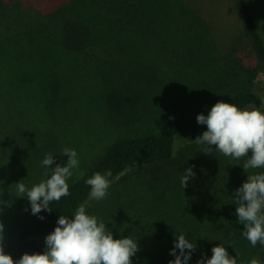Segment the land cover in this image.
<instances>
[{"label":"rangeland","instance_id":"rangeland-1","mask_svg":"<svg viewBox=\"0 0 264 264\" xmlns=\"http://www.w3.org/2000/svg\"><path fill=\"white\" fill-rule=\"evenodd\" d=\"M59 1L33 0L38 5ZM177 2L179 8L192 11L195 20L188 16L187 23L185 19L181 22L179 28H187L189 32L175 28L176 38L174 35L169 37L172 45L161 40V36L154 37V34L162 35L163 26L169 28L168 25L174 23L165 22L163 18L160 23L163 26L159 27L158 22L152 21L157 26L148 33L134 30L132 34L117 38L102 32L104 36H111L113 41L120 39L114 44L124 52V56L119 54L115 60L99 61L93 66L80 58L62 60L60 63L67 68L53 75L55 80H50L46 93L29 90L20 84L19 78L23 82H32L36 78L32 70L24 68L18 77L9 76L6 86L1 87L5 92L0 95H8L11 99L14 97L20 101V98L30 95L35 99L30 110L24 106L17 108L19 119L29 127L26 128L29 139L23 141L19 152L14 154L16 149L13 150L12 158H5L2 154L9 170L6 173L10 175L8 181L1 185L4 191L0 193L3 250L14 260L25 253L13 239L23 224L18 211L29 214L31 221L36 218L29 210L27 198L20 197L22 194L16 191L15 183L19 180L28 186L38 183L44 172L40 161L45 153L53 154L54 162L63 166L67 156L61 154L62 149L76 150L79 166L72 170L67 181L70 183L78 179L115 141L156 134L163 123L174 118L207 114V109L217 100L254 92L261 98L264 108V63L257 57L247 36L236 0ZM244 2L251 8L264 39V0ZM152 56L170 59L172 68L158 67ZM13 78L20 87L14 88ZM203 152L200 145L180 140L179 149L170 162L151 170H128L111 182L105 199L88 202L90 207L86 210L106 223L114 239L135 233L138 250L130 257L132 264H143L141 256L148 249L147 238L153 241L168 238L169 231L174 235L183 232L181 224L187 218L177 216L183 200H167L163 204L140 195L152 189L163 197L175 188L178 190L176 195L186 200L183 193H192L188 190L194 191L204 176L223 180L224 171L218 169L224 162L222 154L219 152L217 160H201ZM189 166L194 176L187 186L181 188L179 177ZM160 170L170 174V179L163 184L152 183L153 171ZM134 182L143 186L146 182V187L140 188L137 191L140 195L132 198L141 187ZM145 205L154 209L165 207V213L150 215ZM162 247L165 255L155 252L154 261L144 257V264H168L169 260L163 257L171 260L174 257L169 254L167 242Z\"/></svg>","mask_w":264,"mask_h":264},{"label":"trees","instance_id":"trees-1","mask_svg":"<svg viewBox=\"0 0 264 264\" xmlns=\"http://www.w3.org/2000/svg\"><path fill=\"white\" fill-rule=\"evenodd\" d=\"M236 3L241 10L247 36L257 57L264 63V39L257 28L252 10L244 0H236ZM178 6L177 0H61L43 5L35 4L33 0H0V94L5 92L2 88L6 86L8 77H18L22 68L32 70L36 78L32 82H23L19 78L20 84L29 90L46 93L50 80H55L56 76L53 75L67 68L60 61L72 57L80 58L93 66L99 61L115 60L116 55L124 56V52L118 50L114 44L120 39L113 41L111 36L120 38L132 34L131 31L134 30L151 32L153 26H157L153 25L152 21L158 22L161 27L162 18L165 22L174 23L168 25L169 28L163 26L164 31H160L162 35L154 34V37L161 36V40L172 45L169 37L174 35L176 38L175 28L189 32L187 28L179 27L184 19L187 23L188 16L194 17L192 11ZM102 32L111 36H104ZM152 61L165 70L173 66V62L164 56H152ZM13 79L14 88L20 87L15 78ZM32 100H35L32 95L20 98V101L14 97L11 99L8 95H0V171H3L0 173V193L4 191L1 185L6 183L10 176L6 173L8 169L5 166V158H12L13 150L16 149L14 154L19 152L24 145L23 141L29 139L26 132L28 126L19 119L17 108L22 109L24 106L30 110L34 105ZM224 101L234 103L238 107L264 110L261 98L254 92H243ZM195 117H178L166 121L156 134L115 141L78 179L68 183V196L50 202L51 210H42L34 221H31L29 214L19 210L23 224L13 237L17 247L29 253L43 251L44 237L53 230L58 216L70 215L77 205L86 201L89 186L84 183V179L93 172L111 170L110 180L113 182L128 170H151L170 162L173 159L172 153L176 154L179 149L180 140L197 144L194 139L206 130V126L197 124ZM210 147L212 149L209 152L201 153V160L218 159L219 152L214 149L215 146ZM222 156L224 162L220 163L218 169L224 171L223 180L220 181V177L216 179L204 176L194 191L188 190L192 193H183L186 200L176 195L178 190L175 188L163 197L152 189L140 195L137 191L146 187V182L144 186L134 182L141 187L137 188L132 198L138 195L143 198L148 196L150 200L163 204L167 200L184 201L177 216L187 217L181 224L183 233L196 245L188 264H195L201 256L209 257L211 247L218 243L225 245L229 255H237L241 261H247L254 256L264 261V247L259 243L252 247L241 235L243 225L236 222L235 216V207L238 204L232 199L234 190L246 180L247 173L264 169H248L245 172L240 164L246 157L234 160L223 154ZM231 159L233 161H230ZM214 164L216 165V161ZM174 176L175 174L172 179ZM170 177L166 171H153L152 183L163 184L168 182ZM164 208L154 209L145 205L150 215L164 214ZM173 240L174 234L170 231L168 238L162 237L153 241L147 238L148 249L141 256L143 264L144 257H149L153 262L155 252H163L165 255L162 246L167 242L171 249ZM163 258L171 260L167 256Z\"/></svg>","mask_w":264,"mask_h":264},{"label":"clouds","instance_id":"clouds-1","mask_svg":"<svg viewBox=\"0 0 264 264\" xmlns=\"http://www.w3.org/2000/svg\"><path fill=\"white\" fill-rule=\"evenodd\" d=\"M195 119L197 124L206 126L194 139L202 151L209 152L212 149L209 146L214 145L216 151L234 160L246 157L240 164L244 171L264 169V110L217 100L207 109V114L198 113ZM61 154L67 156L63 166L54 162L53 154L43 155L40 164L44 172L38 183L31 186L20 180L15 183L16 191L22 194L20 197L27 198L33 215L50 211V202L69 195L67 181L72 170L78 168L79 159L76 150L69 147H64ZM111 176V170L106 169L84 179L89 186L86 201L77 205L70 215L58 216L53 230L44 237L41 252H25L14 260L3 250L4 225L0 223V264H132L130 257L138 250L135 233L114 239L106 223L86 210L90 207L89 201L106 198ZM193 176L191 166L184 168L179 177L180 187L187 186ZM232 199L238 204L235 216L236 222L243 225L241 235L252 247L258 243L264 247V171L247 173ZM224 246L214 245L211 255L201 256L195 264H264L255 256L241 261L237 255H229ZM195 250V243L185 233L177 232L169 250L174 258L168 264H188Z\"/></svg>","mask_w":264,"mask_h":264}]
</instances>
